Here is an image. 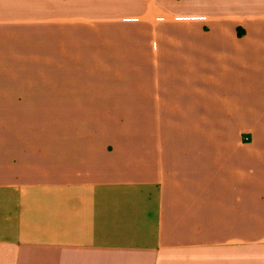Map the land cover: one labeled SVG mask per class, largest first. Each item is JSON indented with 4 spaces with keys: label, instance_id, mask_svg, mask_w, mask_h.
<instances>
[{
    "label": "crops",
    "instance_id": "crops-1",
    "mask_svg": "<svg viewBox=\"0 0 264 264\" xmlns=\"http://www.w3.org/2000/svg\"><path fill=\"white\" fill-rule=\"evenodd\" d=\"M110 2H145L139 9L206 20L212 33L188 38L196 61L222 56L229 46L259 65L264 86V0L239 1L234 14L255 39H238L236 47L221 32L235 19L228 15L232 0ZM34 16L35 0H0V264H264V138L72 124L56 130L71 137H30L29 115L62 116L67 86L75 95L83 85L68 82V69H88L69 59L70 47L80 45L70 38L87 31ZM140 20L148 22L96 23ZM140 35H130L131 47ZM141 37L148 43L149 35ZM158 42L163 49L180 43L172 35ZM149 67L152 76L157 69ZM210 68L197 72L194 88L211 87ZM98 131L118 139L86 136ZM132 133L135 141L121 138Z\"/></svg>",
    "mask_w": 264,
    "mask_h": 264
},
{
    "label": "rangeland",
    "instance_id": "rangeland-1",
    "mask_svg": "<svg viewBox=\"0 0 264 264\" xmlns=\"http://www.w3.org/2000/svg\"><path fill=\"white\" fill-rule=\"evenodd\" d=\"M239 1L232 0L233 13L228 14L235 18L231 19L232 29L221 31L227 37L224 42H231L235 47L238 39H244L247 45L255 39V33H248L244 23H240V15L234 14L242 10ZM109 3L110 0H35L34 21H55V26L61 29L87 31L84 37L70 38L71 45H78V41L80 45L70 47L69 59L70 65L82 60L88 69H68V82L83 85L76 86L79 92L75 95L73 85L67 86V106L65 111H60L65 115H29L30 137H71L72 133L60 134L56 130L57 126L60 130H69L68 126L72 124L264 138V86L256 79L259 65L252 63L250 56L238 58L227 45L222 56L214 53L209 60L198 62L190 51L192 44L188 38L211 34L204 27L206 20H197L191 12H185L183 16L188 18L179 20L176 15L154 8L139 9L149 6L145 2H136V7L131 8L106 6ZM261 3L260 10L264 11V2ZM161 16L166 19L159 20ZM126 17L144 18L150 24L144 20L96 23ZM97 30L114 33V36L93 38ZM132 33L141 34L135 36L138 40L133 43L134 49L128 41ZM143 34L149 35L150 45L142 40ZM164 35L176 36L180 43H175V49L158 48L157 45H161L158 38ZM144 53L153 63L146 61ZM150 65L157 69L152 76L146 74L151 71ZM204 65L211 67V87L194 88L192 80L202 78L196 75ZM86 136L94 140L118 139L116 135L101 132ZM121 138L126 142L137 139L133 133Z\"/></svg>",
    "mask_w": 264,
    "mask_h": 264
}]
</instances>
